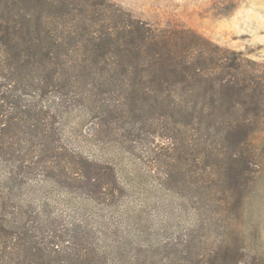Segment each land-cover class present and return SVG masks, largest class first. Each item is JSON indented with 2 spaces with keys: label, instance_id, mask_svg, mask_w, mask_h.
I'll use <instances>...</instances> for the list:
<instances>
[{
  "label": "trees",
  "instance_id": "1",
  "mask_svg": "<svg viewBox=\"0 0 264 264\" xmlns=\"http://www.w3.org/2000/svg\"><path fill=\"white\" fill-rule=\"evenodd\" d=\"M210 42L188 30L160 34L107 0H0L3 128L10 132L24 124L29 139L45 141L37 143L43 148L32 142L29 149L23 139L33 163L42 164L49 178L85 186L86 196L101 202L118 193L113 170L107 166L103 173L96 164L87 169L79 155L59 153L52 141L57 121H49L54 115L48 107L33 109L35 96L73 94L70 105L81 103L97 115L102 129L111 126L112 114L123 125L137 120L143 128L153 126L150 118L169 119L174 127L178 116L206 127V134L226 145L232 180L240 185L253 159L250 151L264 155L253 146L264 142V62ZM166 123L164 131H175ZM208 149L220 154L216 146ZM19 157L13 168L29 173L28 158ZM28 214L36 216L34 222L19 214L11 227L0 225V264H105L108 246L95 241L92 224L75 219L60 229L50 227L51 221L37 222L34 211ZM109 228L99 231L104 240L114 232Z\"/></svg>",
  "mask_w": 264,
  "mask_h": 264
},
{
  "label": "rangeland",
  "instance_id": "2",
  "mask_svg": "<svg viewBox=\"0 0 264 264\" xmlns=\"http://www.w3.org/2000/svg\"><path fill=\"white\" fill-rule=\"evenodd\" d=\"M107 1L160 34L188 30L243 58L264 62V0ZM72 95L46 92L35 96L33 109L44 105L52 110L49 121H57L52 141L54 147L60 145L59 153L65 149L79 155L87 169L96 164L104 173L109 166L118 193L91 201L85 186L47 177L27 152L32 142L40 149L43 145L37 143L45 141L29 139L22 123L7 132L0 117V225L9 228L19 214L30 218L33 211L37 222L51 221L50 227L60 229L81 219L95 227V241L108 246L105 264H264V155L254 152L257 148L250 151L253 159L237 185L226 145L206 134V127L175 116L179 125L170 132L163 130L169 119L150 118L154 128H143L137 120L123 125L112 114L111 126L102 129L97 115L81 103L70 105ZM208 146L218 147L220 154ZM253 146L264 149V142L259 139ZM21 155L29 159L24 161L31 166L29 173L13 168ZM103 227L114 231L105 240L99 235Z\"/></svg>",
  "mask_w": 264,
  "mask_h": 264
}]
</instances>
